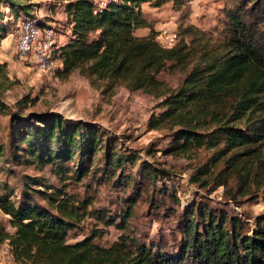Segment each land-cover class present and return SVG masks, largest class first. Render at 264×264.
<instances>
[{
    "label": "trees",
    "instance_id": "obj_1",
    "mask_svg": "<svg viewBox=\"0 0 264 264\" xmlns=\"http://www.w3.org/2000/svg\"><path fill=\"white\" fill-rule=\"evenodd\" d=\"M57 1L63 3L67 38L63 45L56 41L59 78L78 73L102 93L123 86L159 99L160 112L149 116L147 129L164 132L161 154L191 160L209 152L206 170L192 173L191 183L210 190L223 186L224 197L237 206L243 197L264 198V0H240L262 9L259 24L231 10L221 40L188 28L190 42L182 37L172 48L157 43L142 5L180 9L191 0H120L96 13L92 0ZM33 11L29 0H0V40L12 25L34 18ZM138 29L150 31L136 37ZM163 72L182 79L170 88ZM5 89L0 82V114L9 117L0 165L48 169L56 182L45 176H26L16 188L0 182V246L13 263L264 264V212L241 217L203 200L182 206L174 173L118 145L93 121L24 113L28 96L13 109L3 101ZM84 181L122 190L120 209L93 207L92 195L73 190ZM139 199L164 214L180 209L174 246L127 232ZM86 221L94 225L70 242ZM111 226L122 233L101 245Z\"/></svg>",
    "mask_w": 264,
    "mask_h": 264
},
{
    "label": "rangeland",
    "instance_id": "obj_2",
    "mask_svg": "<svg viewBox=\"0 0 264 264\" xmlns=\"http://www.w3.org/2000/svg\"><path fill=\"white\" fill-rule=\"evenodd\" d=\"M29 2L34 6V19L39 25H52L56 31L55 40L58 42L59 36H64L66 32L63 3L57 0H29ZM246 2L191 0L180 9L172 7L170 3L159 8L147 4L144 6L143 14L150 29L157 34L161 28L168 26L177 30L179 40L183 37L189 43L190 37L184 35V32L188 28H193L203 32L206 37L219 41L223 38L228 23L227 13L231 10H241L239 14L245 20L253 25L259 24L262 9H255L254 4ZM4 12L7 13V10ZM17 24L16 27L12 25L7 35L0 40V82L6 88L3 93V101L6 105L14 109L17 100L28 96L30 101L24 113L49 111L60 114L68 121L95 122L104 131L116 137L118 145L122 144L124 147L134 149L138 151L141 158L174 173L173 178L176 179L179 190L177 196L182 206L196 200H203L214 208L241 217H253L264 212L263 197L240 198L239 206H237L224 197L223 186L210 190V187H201L190 182L192 173L198 168L206 170L208 151L199 152L197 157L191 160L186 157L161 154L160 150L167 145L164 132L147 129L149 116L160 112L157 108L159 99L141 91L129 92L123 86L108 93H102L78 73L62 79L53 72L47 74L38 72L31 57L27 61L20 60L15 53ZM150 29H141L139 32L149 33ZM160 77L170 88H175L182 79L180 73L163 72ZM8 118L7 115L0 114V145L3 146L8 141ZM8 153L9 150L4 149V157ZM7 168L5 163L3 166L0 165V182H6L13 188H16L21 180H26V176H45L56 183L48 169L39 172L22 166L10 165V169L7 170ZM158 184L160 185V182ZM73 190L81 196L92 195L94 197L92 206L105 208L110 213L120 209L119 199L124 194L122 190L110 185H88L86 181L73 186ZM18 192L19 188L16 189L17 194ZM174 210V215L164 214L163 210L151 209L150 205L139 199L127 232L140 236L146 242L160 241L161 244L172 246L180 238L176 217L180 209L174 208ZM90 222L86 221L81 231L78 230L75 235H70L72 238L70 242H74L75 236L77 239L85 236L86 227L94 225ZM121 233L122 231L111 226L98 242L101 245H110Z\"/></svg>",
    "mask_w": 264,
    "mask_h": 264
},
{
    "label": "built area",
    "instance_id": "obj_3",
    "mask_svg": "<svg viewBox=\"0 0 264 264\" xmlns=\"http://www.w3.org/2000/svg\"><path fill=\"white\" fill-rule=\"evenodd\" d=\"M94 13L106 9L120 0H92ZM52 25L40 26L34 18H26L18 22L16 29L15 53L20 60L33 59L35 68L40 73H55L59 63L55 58L56 40ZM157 43L162 48H172L179 41L175 28L165 26L156 36Z\"/></svg>",
    "mask_w": 264,
    "mask_h": 264
},
{
    "label": "crops",
    "instance_id": "obj_4",
    "mask_svg": "<svg viewBox=\"0 0 264 264\" xmlns=\"http://www.w3.org/2000/svg\"><path fill=\"white\" fill-rule=\"evenodd\" d=\"M145 5H147V4L142 5L143 13H145L144 12V6ZM139 30H141V29L136 30L135 33H134L136 37H145V36L148 35V32H143V31L139 32ZM58 42H59V45L65 44L67 42L66 36H62V35L59 36V41ZM0 264H15V263H13L11 261L9 255L7 254V250H6V246L5 245L4 246H0Z\"/></svg>",
    "mask_w": 264,
    "mask_h": 264
}]
</instances>
